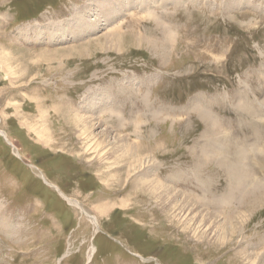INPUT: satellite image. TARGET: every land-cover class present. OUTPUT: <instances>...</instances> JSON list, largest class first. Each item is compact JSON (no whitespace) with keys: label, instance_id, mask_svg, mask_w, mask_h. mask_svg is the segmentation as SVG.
I'll use <instances>...</instances> for the list:
<instances>
[{"label":"rangeland","instance_id":"rangeland-1","mask_svg":"<svg viewBox=\"0 0 264 264\" xmlns=\"http://www.w3.org/2000/svg\"><path fill=\"white\" fill-rule=\"evenodd\" d=\"M145 1L0 0V264H264V0Z\"/></svg>","mask_w":264,"mask_h":264},{"label":"bare ground","instance_id":"bare-ground-1","mask_svg":"<svg viewBox=\"0 0 264 264\" xmlns=\"http://www.w3.org/2000/svg\"><path fill=\"white\" fill-rule=\"evenodd\" d=\"M96 2H98V0H95ZM126 1V3L129 1V4L130 5H133V0H125ZM166 1V0H165ZM113 3H114V5H111L110 7H107V5H109V4H107V3H105V5L103 6V8H104V11H103V14L101 15V20L103 21V22H100V25H103V24H105V25H107V24H109L110 22H111V20L112 19H114V17H116L119 13H121L122 11H123V9L121 8V9H119V7H121V6H123V8L125 7L124 6V1H121V2H117V1H112ZM148 2V0H146L145 1V4ZM158 2H162V4H163V1H158ZM158 2H156V4L158 3ZM234 3L236 4V5H247V4H251V0H234ZM141 4H143V2L141 3ZM120 5V6H119ZM230 5V4H229ZM112 6H115L116 8H114V7H112ZM163 6V5H162ZM140 8V7H139ZM125 10V9H124ZM84 12H85V10H81V11H78V16L76 17V20H75V23H74V25H72L73 27H74V29H73V31H74V35L76 36V34H77V36H79V35H81L80 33H85L86 31H87V29H88V27L90 26V27H92V28H95V27H99L100 25H99V23H92L91 21H93V19H91L90 18V20L91 21H84L85 20V14H84ZM84 14V15H83ZM89 25H88V24ZM71 26V25H70ZM101 27V26H100ZM59 33V32H58ZM102 90V89H101ZM108 95L107 94H105V96H104V94H101V92L100 91H95V93H93L91 96H89V97H87V99L85 100L87 103H88V105H89V107L90 108H96V107H98V106H100V107H103L104 105H105V101H107L108 100ZM109 106V105H108ZM85 122H87L88 123V121H86V120H84ZM107 132V131H106ZM209 132V131H208ZM0 134L2 135V136H4L6 139H8L7 138V135H6V133L3 131V130H1L0 129ZM217 156V155H216ZM222 156V155H221ZM227 156V155H226ZM223 157V156H222ZM224 158V157H223ZM226 158V157H225ZM232 159V158H231ZM237 159V158H236ZM225 160V159H224ZM238 160V159H237ZM223 161V160H222ZM228 161V160H227ZM231 161V160H230ZM234 161H235V158H234ZM141 162H142V160H141ZM144 162V161H143ZM233 162V161H232ZM148 163V162H147ZM232 165V164H231ZM142 167H143V165H142ZM171 180H172V178H170ZM46 180V179H45ZM46 182L48 183V181L46 180ZM158 185V184H157ZM160 187H156L158 190H157V197H161L163 200L165 199V200H168L169 198H171V196L173 197V200H176L177 199V196H178V193H177V191L174 189V190H171V194L170 193H168L167 191H166V189H163V187L164 186H162V185H159ZM55 187V186H54ZM57 190L60 192V194L63 196V198H65L66 199V201H68L70 204H73V205H76V206H78L82 211H83V213H85L84 212V208L80 205V203L78 202V200H76V199H72L71 197H69V196H67L59 187H57ZM168 190V189H167ZM179 197V196H178ZM258 199V198H257ZM229 205V204H228ZM257 205V204H256ZM254 206H255V204H251L250 206H249V208L251 209V208H254ZM0 208H1V204H0ZM178 213H180V212H185V214H189V213H191V214H195L194 212H198V208H197V206L195 205V204H193L190 200H188L187 198H186V200L184 199V202L182 203V204H180L179 205V208H178ZM211 218H213V217H211ZM91 219H92V221H93V223L96 225V227H97V229L99 228V226H98V219H97V217L96 216H91ZM194 219V218H193ZM203 221H205L204 219H203ZM3 224V223H2ZM212 231H213V228H212ZM97 232V231H96ZM95 251H96V248H95V246H93L92 247V249H91V252H90V255H89V260H91L92 258H93V255H94V253H95ZM146 259V258H145ZM258 264H259V262H258ZM260 264H263V263H260Z\"/></svg>","mask_w":264,"mask_h":264}]
</instances>
